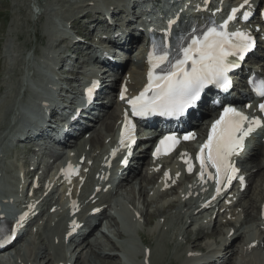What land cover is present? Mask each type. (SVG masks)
I'll return each instance as SVG.
<instances>
[{"label": "rangeland", "instance_id": "obj_1", "mask_svg": "<svg viewBox=\"0 0 264 264\" xmlns=\"http://www.w3.org/2000/svg\"><path fill=\"white\" fill-rule=\"evenodd\" d=\"M86 0H0V65H2L3 70L0 71V134H1V142L5 140V133L8 123V118L6 116L11 113V107L14 105L16 98L12 95L18 94V89L21 85L20 83V76L27 74V81L30 83L36 82L39 77L42 74L41 69L47 70L44 64L38 63L36 55L40 54L45 48L50 46L51 44V29L54 26L56 22L58 23H64L67 21L73 22V20H76L74 25L79 27L80 30H85L84 33L86 34L90 28V24H86L85 20L88 15L83 16L81 22L80 18H77L81 15L82 12H80L77 9V6L83 4ZM91 1V0H88ZM92 1H99V3H102V1L105 0H92ZM118 2V1H117ZM86 5V3H84ZM83 5V6H84ZM38 9L41 10V14H34L33 10L37 11ZM94 19V17H93ZM79 22V24H78ZM67 46V45H66ZM139 46H137L138 48ZM135 48V50L137 49ZM79 50V48H78ZM139 50V49H138ZM80 51V50H79ZM140 51V50H139ZM137 52V50L135 51ZM78 53L75 51V54ZM136 54V53H134ZM63 55L67 56V52L65 51ZM32 56V57H31ZM73 66V65H71ZM138 68V66H137ZM136 67L128 68V70L132 71L135 70ZM139 69V68H138ZM138 72V70H137ZM136 72V73H137ZM76 73H80V71H76ZM135 80L137 78V75L131 74ZM75 81H78V76H76ZM74 81V82H75ZM77 83V82H76ZM75 83V84H76ZM73 84V83H72ZM25 94V93H24ZM30 93L25 94V96H29ZM18 99L25 100L26 97L19 96ZM115 105L116 104H112ZM114 106H111L106 112H109L106 114V112L102 115L100 120L96 119L97 129H93V135H96L100 132V135L104 134L103 136L106 137L109 132H106L105 125L109 121L108 124L115 122L116 116L111 117V112L113 114L115 110ZM118 109V107H116ZM104 120L106 122H104ZM114 120V121H113ZM113 121V122H112ZM105 124V125H104ZM102 132V133H101ZM105 132V133H104ZM102 136V137H103ZM90 144L93 145V152L94 156L101 153L100 148L101 145H96L90 142ZM86 141L81 145V150L86 152L84 149ZM96 147H99V150H95ZM84 149V150H83ZM257 149V148H256ZM19 149L17 151L18 155L20 156ZM99 151V152H95ZM5 153H11L15 154V150H13L10 147L5 148ZM48 152V149L46 148L43 153L46 154ZM88 152L85 153L86 157H88ZM61 157V156H60ZM14 159V158H13ZM11 159V161L13 160ZM254 162H252V160ZM250 163H254L258 159H262L264 163V143L262 147L257 150V155L254 157ZM26 159L22 158L19 159L15 163H11L8 169L10 172H12V169L15 166H22L24 165V162ZM47 161V159H46ZM45 161V162H46ZM9 164V163H8ZM143 165V163L141 164ZM28 166V165H26ZM53 166L45 163V165H42L41 174L45 175ZM264 166L255 172V175H253L251 179V184L248 187L247 192L239 199V202H237V209L240 210L243 209L245 212L249 213L250 215L246 220L245 226L242 227L244 229L249 228L253 232L257 231L256 226V218L258 213V206L261 204L262 201H264V198L261 199V196L264 195V175L263 174ZM141 169H138L136 176L139 178L141 175L147 176ZM251 173V172H250ZM132 177V174H131ZM130 177V178H131ZM3 182L8 181V176L1 178ZM137 180V179H136ZM151 181H148L146 184V188H149L150 185L147 186ZM124 182H120V184L114 189V197L115 198L118 195V216L115 218L113 217V220L115 219L118 224L122 223V226L120 229L124 230L125 228L132 231L131 235L134 237L129 238L128 240L122 241L120 237H118L113 231V227H109L110 231L107 237L116 244H119L120 242H125V248L124 251H116L118 254H113L112 257L108 258L105 255L106 249H101V251L97 254L98 260H109L111 262H116L118 264H143L144 258L149 262V264H192V261L189 260V256H187V251L189 249L193 248H204L208 246L209 244L211 247H220L223 244V238L226 234V230L228 228L223 226L220 228L222 231H218L213 228L212 226L205 225L202 222V218L199 214L192 216L189 218V215H185L183 219L178 215V209L175 208V206L171 209H167L161 214H157L156 216H151V218L148 217V214H146L143 209V198L138 193V183L137 181H134L132 191L129 193L124 188ZM261 189V192L263 190L262 195L259 193ZM113 191V190H111ZM147 191V192H148ZM110 191H107L108 193ZM116 193V196H115ZM147 195L145 196L147 198ZM151 196V195H149ZM57 198V196L55 195ZM153 200H149L150 206L149 209L153 211V209H160L163 207H166V204L168 199H161L160 194L156 193ZM260 197V198H259ZM250 199H256V203L254 207L249 206ZM261 200V201H260ZM166 204V205H165ZM176 204V203H175ZM131 209H136L142 216L139 218L138 224H134L130 222L129 213ZM181 209V208H180ZM251 209V210H250ZM107 210H105L106 212ZM125 211V212H124ZM141 211L144 212V215L141 213ZM104 215V214H103ZM106 215V213H105ZM182 215V214H181ZM150 219V223H146V219ZM234 219H231L232 223L230 226L237 227V222L235 220H238V216L235 214L233 216ZM191 219V220H190ZM51 218H45L41 223L38 225V231L40 228V235L36 237V242L33 243V250L36 251L33 254V257L31 255L24 258L26 261L31 260L32 263L35 262L36 258L35 255L38 252H42L44 247H48V251L50 252L51 260L48 261V258H39V262L41 264H52L55 258V255H58L60 251V246L58 244V238H59V226L58 224L53 223L50 225L49 222H51ZM114 220V221H115ZM192 221L190 224L188 222ZM218 221V219H217ZM198 227H202L201 230H204L206 232H211L210 235L201 236L197 241H195L196 237L198 236L196 233H198L199 229ZM228 227V226H227ZM198 229V230H197ZM243 229V231H244ZM197 230V231H196ZM242 231V230H241ZM222 232H224V235H222ZM247 233V232H246ZM98 234L101 235V233L98 231ZM146 236L149 238V245L148 242L143 243L141 239V235ZM242 232L239 234L237 238L233 240L231 248L232 250L236 252V249H239L243 242L245 241V234ZM242 236V237H241ZM259 237V236H258ZM257 237V239H258ZM125 238V237H124ZM33 239V238H31ZM214 240H217V243L214 244ZM225 242V241H224ZM196 243L198 246H196ZM225 247V246H224ZM223 247V248H224ZM111 250H117V249H111ZM73 251V250H72ZM109 251L111 254L110 250ZM147 251V252H146ZM231 249L228 250L229 256L231 253ZM238 252V250H237ZM258 252L262 253V255H258ZM141 253L144 255H141ZM147 253V254H146ZM225 253V252H223ZM260 253V254H261ZM235 254H231V258L229 262L226 261V264H235L236 257ZM27 255V254H26ZM112 255V254H111ZM226 255V253H225ZM234 255V256H233ZM85 252L77 253V261L75 264H85ZM229 256H225L226 259ZM200 257V255H199ZM38 258V257H37ZM107 258V259H106ZM217 258V257H216ZM224 260V259H220ZM48 261V262H47ZM51 261V262H50ZM216 260L214 264H216ZM211 263V262H210ZM221 263V262H219ZM36 264V263H35ZM200 264V263H197ZM222 264H225V262H222ZM246 264H264V248L257 250L256 252L252 253L249 261Z\"/></svg>", "mask_w": 264, "mask_h": 264}, {"label": "snow or ice", "instance_id": "obj_2", "mask_svg": "<svg viewBox=\"0 0 264 264\" xmlns=\"http://www.w3.org/2000/svg\"><path fill=\"white\" fill-rule=\"evenodd\" d=\"M249 4L250 0H243L239 7L231 9L223 24L208 27L199 35H190V42L179 50L175 59L169 58L167 50H162L157 54L154 44L153 51L148 54L151 65L147 74L148 83L138 95L127 100V104L131 107V116L147 117L154 114L182 116L187 110L197 105L209 86H216L227 91L232 83L229 74L239 66L237 61H242L255 43L250 32L239 29L228 31V24L236 19L237 14ZM249 15L248 11L242 13L245 19ZM169 23L171 24L172 21ZM92 83L93 87L97 84L96 81ZM251 83L254 86V92L264 101V79L251 81ZM93 87L86 90L89 96L93 92ZM126 91V88L121 91L122 100L125 99ZM258 107L259 111L264 113V102H261ZM222 109L219 118L212 122L207 132V139L196 155L200 165V179L204 180L207 175L208 179L215 180L217 194L220 193L222 185L227 186L225 182L230 183L239 171L232 162V157L239 154L244 147L245 139L257 127L264 126V120L261 117L250 118L232 104H224ZM134 128L126 111L124 127L120 134L122 145L126 140L135 142ZM194 138L193 133L183 136L184 140ZM178 143L179 140L175 133L165 135L159 141L153 155L161 154L162 150L164 154H167ZM115 151L114 149L113 155ZM185 155L186 153L182 154L181 158ZM185 163L188 165V171L191 172L193 165L190 158L186 159ZM68 167L71 169L72 165L69 164ZM209 169L215 171L212 172ZM168 175L166 172L165 176L168 177ZM239 179L243 182L244 177L240 176ZM73 206L75 207V203ZM20 219L22 221L24 216ZM72 223L73 230H75L78 225L75 221Z\"/></svg>", "mask_w": 264, "mask_h": 264}, {"label": "bare ground", "instance_id": "obj_3", "mask_svg": "<svg viewBox=\"0 0 264 264\" xmlns=\"http://www.w3.org/2000/svg\"><path fill=\"white\" fill-rule=\"evenodd\" d=\"M178 0H171V3H173V2H177ZM95 3H99V1H95ZM110 4H112L113 5V3H109L108 5H110ZM86 5H87V3H86ZM86 5H84L83 7H86ZM87 8V7H86ZM85 8V9H86ZM86 15H88V13H85V15L84 16H86ZM89 15L87 16V18L86 19H89ZM96 17H97V14H95V16H94V21L96 20ZM83 19V18H82ZM75 21L76 20H73V22L72 23H75ZM141 66H142V64L141 63H139L138 64V68L140 69L141 68ZM81 67H83V65L81 64V66H79V68L78 69H76V71L78 70V71H80V72H82L80 69H81ZM139 69H138V72L137 73H135L134 75H137V74H139ZM1 70H3V67H2V65H0V71ZM103 74H104V72H103ZM132 76V75H131ZM135 77V76H134ZM133 77V78H134ZM76 78V77H75ZM80 78L78 77V80H79ZM135 79V78H134ZM76 80V79H75ZM74 82V81H73ZM75 82H78V81H75ZM135 85V82H133L131 85H130V87H132V86H134ZM75 86V85H74ZM114 104H116V107H120V105H121V103L120 102H118V101H116V100H114V102H113ZM119 109V108H118ZM117 109V110H118ZM107 113H109V112H106V114ZM111 117H113V116H116L117 117V113H115V114H113L112 112H111V115H110ZM96 120V119H95ZM104 122H106L105 120H104ZM109 123V121L107 122V124L105 125V129H106V132H111L112 131V128H113V123H110V124H108ZM102 133V132H101ZM104 134H102V136H103ZM101 135H100V132L98 133V134H96V135H93L89 140H90V142L91 143H93V144H96V145H101V147H102V145H103V141H104V139H105V137H106V134H105V136H103L102 137ZM108 136H109V134H108ZM263 136V135H262ZM263 145V142L261 141V140H259L258 142H257V144H256V148H259V147H261ZM106 145H103V147H105ZM84 150V149H83ZM85 153L86 152H84V151H82L81 150V147L79 146V149H78V152L76 153V156H75V166H77L78 164H81V159L82 158H84V161L86 160V155H85ZM102 153V152H101ZM58 157H60V156H58ZM98 157H100V154H99V156ZM254 157H256V155H254L253 156V158ZM252 158V157H251ZM254 160L255 159H253L252 160V162H254ZM262 160V159H261ZM260 159H258L256 162H255V167H256V171L255 172H257L258 170H260L263 166H264V163H263V161H261ZM142 163L144 164V161H142ZM141 163V164H142ZM143 165H141L140 167H142ZM86 168V165L83 167V170ZM255 172H254V175H255ZM137 173V172H136ZM136 173L135 172H132L131 174H132V177H131V174H130V176H128L126 179H124V180H122V181H120V182H124V184L126 185V187H125V185H124V189L125 190H127L129 193H131V191H132V187H133V184H134V181H137V183H138V193L141 195V197L143 198V205H144V209H143V211L146 213V214H148V217L149 218H151V216H156L157 214H161V215H163V213L165 212V211H167V209H171V208H173L176 204H175V202H170V203H168V205H166V207H163V208H160V209H158V208H156V209H153V211L152 210H150L149 209V206H150V200L148 199V198H146L145 196L147 195V191H148V189L146 188V184H144L145 182L147 183L148 181H152L151 180V177H149V176H145V175H141L139 178H137V177H135L136 176ZM262 175H264V170H263V174ZM131 177V178H130ZM137 179V180H136ZM56 181V183H59V181H60V177L58 178V179H56L55 180ZM94 181V179H87L86 181H84V182H82V185L84 186V187H87V188H90V186H91V184H92V182ZM87 183H88V185H87ZM87 185V186H86ZM152 189V188H151ZM151 189H149V190H151ZM96 191V190H95ZM103 190L102 189H100V192H102ZM106 192L107 191H105V192H103V195H105L106 194ZM187 192H184V194H186ZM243 195V194H242ZM84 197V196H83ZM260 198V197H259ZM88 203V202H87ZM255 203H256V199H250V202L248 203L249 204V206L251 207H254L255 206ZM260 207H261V204L258 206V209L260 210ZM107 207H105L104 209H102V211L100 212V214L99 215H95V216H93V217H91V220H90V222H87V221H85L84 223H83V225H82V227L80 228L82 231H84V230H86V229H88V231H87V233L83 236V238L81 239V242H80V248H81V251L80 252H85V261H84V263L85 264H118V263H116L115 261L114 262H111V261H109L107 258V260H98L96 257H97V252L99 253L100 251H101V249H108V250H110V251H113V250H111V249H117V246H116V244H115V242L113 241H111L108 237H107V235H106V233L105 232H103L102 230H101V228H100V222L104 219V218H106V217H108V218H106V221H107V225L109 226V227H113V226H115V221L111 218V217H109V216H107V215H105V209H106ZM251 210V209H250ZM143 211H141V213L144 215V212ZM248 211V210H247ZM247 211L245 212V215H244V219H247L248 217H249V215H250V212L249 213H247ZM128 213H129V215H130V217L132 218V212H131V210L130 211H128ZM140 213V212H139ZM260 213V212H259ZM104 214V215H103ZM102 216H106V217H103V218H101ZM142 216V215H141ZM251 216V215H250ZM149 218H147L145 221H146V223H150V219ZM139 219V218H138ZM82 221V220H81ZM90 225H93L92 227H90ZM232 227V226H231ZM230 229V228H229ZM216 230V229H215ZM218 230V229H217ZM242 230V231H241ZM98 231L101 233V235L100 234H98ZM113 231H115L114 233L118 236V237H122V232H121V230L119 229V228H117V227H114V229H113ZM199 232L198 233H196L198 236L196 237V239H195V241H197L201 236H205V235H210L211 234V232H206V231H204V230H201V229H199L198 230ZM242 232H244L243 231V229L241 228V225H239L236 229H234V232H232V236L230 237V240H229V242H227L226 243V245H224L225 247L223 248V252H225L226 254L228 253V250L229 249H231V253H230V256L226 259V261L227 262H229V260H230V258H231V254H234V253H237V250H236V252L235 251H233L232 249L233 248H231V246H232V243H233V240L235 239V238H237L238 236H239V234H241ZM131 234V233H130ZM64 235V234H63ZM141 235V234H140ZM257 238V237H256ZM141 239H142V241H143V243H146L147 244V242H148V245H149V238L148 237H146V236H143V235H141ZM199 241V240H198ZM248 241V240H247ZM263 241H264V239H263ZM19 245L20 244H15L11 249L12 250H14L15 251V254H18L19 253V250H20V248H19ZM196 246H198V244L196 243ZM245 249H246V247H248V243L247 242H245ZM44 250L42 251V252H38L36 255H35V258H44V259H46V258H48V261L49 260H51V257H50V252L48 251V248L45 246L44 248H43ZM192 249V248H191ZM197 249V248H196ZM248 249V248H247ZM255 249H257V248H255ZM105 250V255L108 257V258H110V257H112L113 256V254L111 255L110 253H109V251H106ZM118 250V249H117ZM252 250V249H251ZM254 250V249H253ZM123 251H124V249H123ZM95 252H96V254H95ZM125 252V251H124ZM226 256V255H225ZM63 257V256H62ZM47 261V262H48ZM217 261V260H216ZM51 262V261H50ZM214 262H215V260L213 261H211V263H209V264H214ZM0 264H1V262H0ZM52 264H54V261H53V263Z\"/></svg>", "mask_w": 264, "mask_h": 264}]
</instances>
